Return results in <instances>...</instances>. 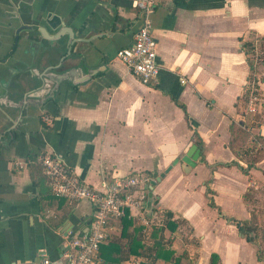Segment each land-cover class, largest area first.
Masks as SVG:
<instances>
[{"label":"crops","instance_id":"1","mask_svg":"<svg viewBox=\"0 0 264 264\" xmlns=\"http://www.w3.org/2000/svg\"><path fill=\"white\" fill-rule=\"evenodd\" d=\"M132 1L0 0V264L59 263L91 223L89 200L50 192L38 160L47 152L102 190L151 178L136 190L150 200V227L129 213L128 228L110 224L118 264H170L145 251L151 224L187 263L264 264V61L254 39L263 101L249 114L242 47L264 39V0H156L160 72L149 84L117 57L140 25ZM39 28L64 33L50 41ZM188 152L197 160L185 168Z\"/></svg>","mask_w":264,"mask_h":264},{"label":"built area","instance_id":"2","mask_svg":"<svg viewBox=\"0 0 264 264\" xmlns=\"http://www.w3.org/2000/svg\"><path fill=\"white\" fill-rule=\"evenodd\" d=\"M132 4L139 10L140 25L132 43L121 48L117 57L142 83L149 84L157 80L160 72L157 60L158 40L154 35L152 22L156 0H133ZM252 71L246 86L249 91L246 111L256 114L263 97L259 87L260 76L255 68ZM38 160L43 166L53 196L68 200H89L94 205L95 212L86 229L69 236L62 261L58 263L44 255L35 264H97L100 260V247L110 236L111 222L128 213L136 216L146 228L150 227L147 212L150 200L136 193L138 187L150 183L151 178L146 173L116 177L102 190L84 181L52 153H43Z\"/></svg>","mask_w":264,"mask_h":264},{"label":"trees","instance_id":"3","mask_svg":"<svg viewBox=\"0 0 264 264\" xmlns=\"http://www.w3.org/2000/svg\"><path fill=\"white\" fill-rule=\"evenodd\" d=\"M254 39H258L259 42V47H260V63L262 64V62L264 61V39L262 37H260L259 35H254L253 38L251 40L248 41H243L242 43V47L243 49L246 51V53L248 54V58L249 61L251 63V69L253 70V54L252 51L255 49V40ZM154 202H157V200L155 199ZM121 221H123V227L128 228L131 224V218L126 215L125 217L120 219ZM167 227L171 230V231H175L177 229V224L176 221L174 219V214L172 212H168L167 213ZM152 226V231L150 233V242H152V244L149 246H147V248L145 249V251L147 250H154L155 252V258H163L165 261L170 262V264H190V262H185V259H187V255L185 253L182 254H177L176 251L174 249L171 248L170 244L167 243L165 241V237L163 234V231L165 230V228L163 227H158L156 224H151ZM142 241L143 239L140 237H137L133 240L132 245H131V251L134 250V247L136 248H140L142 245ZM149 242V243H150ZM106 242H104L101 247H100V254L103 257V264H118L121 263L123 261V257L120 256L119 258H115L114 257V253L116 252L117 254H121V250L118 249L117 243H115L114 241H110L108 242V244H105ZM143 246V245H142ZM117 249V250H115ZM141 264H154V263H141ZM209 264H221L220 262V258L217 254H213L210 260Z\"/></svg>","mask_w":264,"mask_h":264},{"label":"water","instance_id":"4","mask_svg":"<svg viewBox=\"0 0 264 264\" xmlns=\"http://www.w3.org/2000/svg\"><path fill=\"white\" fill-rule=\"evenodd\" d=\"M29 26L28 25H25L24 27H20L19 31L22 30L23 28H28ZM40 32L42 33V36L50 41H54V40H57L60 36H62V34L64 33L62 30H59L57 33H54V34H51V33H48L46 31V29L44 30L43 28H39ZM68 33L70 34V37L72 38L73 40V36H72V33L71 31L68 30ZM47 47V46H45ZM65 59L63 58L61 60L60 63H58V66L57 67H60L61 64L63 63ZM62 77L65 76V75H61ZM195 160H197V157H195L192 153L188 152L186 154L185 157L182 158V161H183V167L185 168H190V166H194L195 165Z\"/></svg>","mask_w":264,"mask_h":264}]
</instances>
